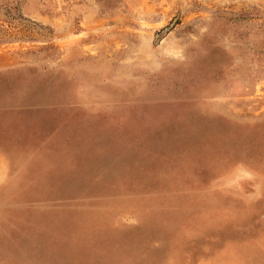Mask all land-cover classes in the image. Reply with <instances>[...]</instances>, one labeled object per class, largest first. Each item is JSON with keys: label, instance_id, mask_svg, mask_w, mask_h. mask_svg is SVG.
<instances>
[{"label": "rangeland", "instance_id": "rangeland-1", "mask_svg": "<svg viewBox=\"0 0 264 264\" xmlns=\"http://www.w3.org/2000/svg\"><path fill=\"white\" fill-rule=\"evenodd\" d=\"M0 264H264V0H0Z\"/></svg>", "mask_w": 264, "mask_h": 264}, {"label": "crops", "instance_id": "crops-1", "mask_svg": "<svg viewBox=\"0 0 264 264\" xmlns=\"http://www.w3.org/2000/svg\"><path fill=\"white\" fill-rule=\"evenodd\" d=\"M3 164H4V161H3V158H2L1 155H0V167H2Z\"/></svg>", "mask_w": 264, "mask_h": 264}]
</instances>
